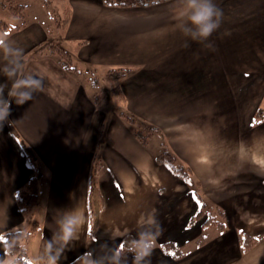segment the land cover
<instances>
[{
    "label": "crops",
    "instance_id": "1",
    "mask_svg": "<svg viewBox=\"0 0 264 264\" xmlns=\"http://www.w3.org/2000/svg\"><path fill=\"white\" fill-rule=\"evenodd\" d=\"M64 2L69 18L55 41L83 72L40 50L49 36L39 20L0 35L23 50L21 74L40 82L0 126V264L12 260L2 233L29 231L35 222L23 243L33 262L43 258L47 242L59 246L66 215L82 223L59 264L83 252L99 255L103 244L116 247L141 232L154 237L150 264H264V0H215L223 20L203 43L179 28L184 0L130 7ZM6 64L0 51V87L7 94L13 82ZM119 66L130 67L119 86L121 109L133 121L119 114L114 98H99L97 85L83 75ZM138 124L155 127L158 145L136 135ZM160 144L189 168L185 178L156 160ZM33 176L38 196L26 215L15 194ZM90 182L104 201L93 237ZM201 204L219 207L225 226L190 220ZM239 232L258 238L244 253ZM201 233L206 239L198 245ZM165 242L182 256L163 251Z\"/></svg>",
    "mask_w": 264,
    "mask_h": 264
},
{
    "label": "trees",
    "instance_id": "2",
    "mask_svg": "<svg viewBox=\"0 0 264 264\" xmlns=\"http://www.w3.org/2000/svg\"><path fill=\"white\" fill-rule=\"evenodd\" d=\"M160 1L164 0H102V2L105 5L109 6H117V7H130V6H145L154 4ZM48 1L45 0V4H47ZM8 11L10 13V16L14 19H18V22L16 23H7L3 22L2 19H0V32L3 34H6V32H9L11 30L19 29L20 27H23L27 20L24 19L25 17V8L27 7L26 4H23L16 0H7ZM63 11V10H62ZM69 7H67L64 10V17L59 21V28H63L64 25L67 23L69 18ZM60 13V9L58 11ZM61 14V13H60ZM50 16V14H49ZM40 50H46L49 54H53L58 58L59 63L66 68L67 70L73 71V72H83L81 71L80 67L76 64L74 61L72 55L68 50H66L63 46L60 45V43H44ZM107 72L112 74V87L111 94L113 93V96L116 93L120 94V86L119 81L129 74L130 67H113L107 69ZM90 75H92L90 73ZM92 78V77H91ZM92 84L96 85L95 81L96 79H91ZM98 95H96L97 98ZM110 96V95H109ZM99 97V96H98ZM122 97V96H121ZM102 98V97H99ZM120 99V98H119ZM119 99L116 98L115 102L117 101V108L120 115L125 116L126 119L129 121H133L132 117L125 114L121 110V104L119 102ZM123 99V97H122ZM121 101V100H120ZM148 128L151 130V133L148 132ZM140 130H135L136 135L141 139L145 140L147 136H151L153 132L155 131V127L150 126H143L139 128ZM23 147L26 152H29V147L26 144H23ZM156 160L158 162L166 163L178 176L180 177H186L189 172V168L182 163L181 160H179L173 153H171L168 150H163V152H159V154L156 156ZM38 191H37V185H36V179L35 176H33L27 183L26 188L20 189L16 192L15 197L17 204L21 211L25 212L26 210H29L32 206L35 205L37 201ZM203 204H201L200 209L191 217L190 220H194L199 217H205V219H202L204 226L209 225H215L218 228H223L225 226L224 224V214L223 211L219 207L209 206L206 209L202 207ZM104 207V201L102 197V193L97 185L96 182H90L89 189H88V213H89V227H88V236L93 237L96 234L97 229V222H98V216L100 212L102 211ZM35 222L32 223V227L29 231H21V230H8L2 233V240L6 247V252L8 256H13L14 263L12 264H45V260L43 258H37L35 261L28 260L23 253V243L26 241L27 237H29L34 229H35ZM132 236L126 235L123 237L121 242L118 246H124L126 243H130L132 240ZM205 235L201 233L196 239V244H202L205 241ZM14 241V243H11ZM258 241V238L255 236L248 235L243 232L238 233V245L239 249L242 253L249 250L256 242ZM161 248L163 251L171 253V255L174 258H179L182 256L183 252L182 250L175 247L173 244L169 242L162 243ZM86 252L81 253L78 255L74 260H72L68 264H84L83 256ZM12 258V257H11Z\"/></svg>",
    "mask_w": 264,
    "mask_h": 264
},
{
    "label": "clouds",
    "instance_id": "3",
    "mask_svg": "<svg viewBox=\"0 0 264 264\" xmlns=\"http://www.w3.org/2000/svg\"><path fill=\"white\" fill-rule=\"evenodd\" d=\"M182 23L179 25L182 33L192 41L206 42L221 26L223 11L215 0H184ZM206 46H211L210 44ZM0 51L3 52L7 64L4 74L13 82V87L7 92L0 87V126L8 122L12 105L28 103L32 93L40 87L37 77L21 74L23 50L14 47L10 42L0 37ZM82 219L74 215H66L59 221L60 231L56 241L45 244V264H59L60 256L65 247L77 239L78 229ZM154 237L150 232H141L124 246L110 247L103 244L101 253L95 255L92 251L84 254V264H150ZM11 243H14L12 241Z\"/></svg>",
    "mask_w": 264,
    "mask_h": 264
},
{
    "label": "rangeland",
    "instance_id": "4",
    "mask_svg": "<svg viewBox=\"0 0 264 264\" xmlns=\"http://www.w3.org/2000/svg\"><path fill=\"white\" fill-rule=\"evenodd\" d=\"M19 1L23 4H26V8H25V17L24 19L28 21L36 19L39 20L40 22H42L46 28H47V34L49 36L47 43H58L55 40H58L57 38H61V28H59V21L65 16L64 14V10L68 7V5H66V2H64V0H46L48 1L47 4H45V0H16ZM7 5V0H0V19H2V21L9 23H16L18 22V19H14L10 16V13L8 11V8L6 7ZM60 9V13H58ZM63 10V11H62ZM50 14V16H49ZM58 24V25H57ZM3 33L0 32V35H2ZM60 36V37H59ZM46 43V42H45ZM83 74V73H82ZM84 77H86L87 75L91 78V79H96L95 83L97 86H94L95 90H98V95L99 97H107V98H114L116 100V98H120L119 100H121L120 104L122 103V97L124 99V96L122 94H118L115 91V94L113 96V93L111 94V87H112V74H110L109 72H107V70L100 75H94V73L92 75H90V73L88 74H83ZM91 81V80H90ZM92 83V81H91ZM92 85V84H91ZM100 85V86H99ZM110 95V96H109ZM122 96V97H121ZM103 99V98H101ZM122 110V109H121ZM125 113V112H124ZM139 125V124H138ZM146 126H150V125H146ZM139 128L143 127L141 124L138 126ZM148 132L151 133V130L148 128ZM160 136L156 133H153V135H151V142H155L156 145H158V140L161 141V139H159ZM162 148V150H161ZM158 150H161V152H163V150H166V147L163 145H159ZM152 151H155L154 149H152ZM26 188V187H25ZM214 207H217L215 205H213ZM31 209V208H30ZM26 210V215L29 214V212L31 210ZM201 219H205V217H201ZM12 260L9 264L14 263V258L13 256H11Z\"/></svg>",
    "mask_w": 264,
    "mask_h": 264
}]
</instances>
